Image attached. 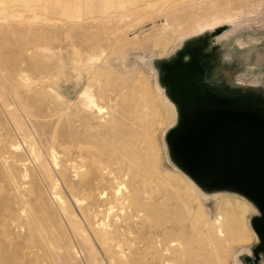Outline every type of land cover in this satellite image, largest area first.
<instances>
[{"label": "bare ground", "instance_id": "obj_1", "mask_svg": "<svg viewBox=\"0 0 264 264\" xmlns=\"http://www.w3.org/2000/svg\"><path fill=\"white\" fill-rule=\"evenodd\" d=\"M114 1L93 4L98 15L85 18L79 11L64 19L40 16V10L60 8L49 2L14 8L9 0L0 1V65L8 69L7 86L14 97V103L8 102L7 91L0 88L3 111L13 125L10 132L0 115V264H60L76 260L79 252L88 264H101L100 255L109 264H221L224 243L249 239V231L258 238L252 217L247 219L258 210L244 196L204 191L174 162L187 182L159 175L150 127L157 123L168 129L169 155L165 137L178 111L159 82L155 62L150 66L161 90L156 105L146 91L111 79L95 55L78 58L74 70L85 84L72 102L55 84L60 72H51L50 63L61 51V37H76L95 20L123 21L138 13L145 14L143 19L107 38V44L122 47L132 41L130 35L147 31L168 35L188 22L189 33L179 34L173 51L156 60L201 35L214 34L211 41L218 45L232 44L237 39L232 35L245 30L238 14L247 6L235 5L237 0H209L203 7L193 0L167 6L163 0H126L117 7ZM144 19L159 24L142 27ZM231 59L223 50L220 63ZM25 62L46 74H29L22 68ZM233 83L256 86L260 79L239 76ZM213 196L222 199L211 220L202 204ZM60 225L74 245L55 246ZM246 254L251 248L237 255L238 264H245Z\"/></svg>", "mask_w": 264, "mask_h": 264}, {"label": "water", "instance_id": "obj_2", "mask_svg": "<svg viewBox=\"0 0 264 264\" xmlns=\"http://www.w3.org/2000/svg\"><path fill=\"white\" fill-rule=\"evenodd\" d=\"M214 34L187 40L158 59L159 82L178 111L165 140L171 160L204 191L247 198L258 214L251 224L259 242L245 264L264 263V86L233 83L240 75L220 63Z\"/></svg>", "mask_w": 264, "mask_h": 264}, {"label": "rangeland", "instance_id": "obj_3", "mask_svg": "<svg viewBox=\"0 0 264 264\" xmlns=\"http://www.w3.org/2000/svg\"><path fill=\"white\" fill-rule=\"evenodd\" d=\"M9 1L11 4H13L14 8H18V6L19 8H25L28 4L34 6L35 4H41L43 2H49L51 6L55 5L60 7L55 11L40 10L39 14H41L40 16L42 17L51 18V16H53L52 18L58 17L59 19H64L69 18L68 15H77L80 13L79 11H81L82 14L79 15L86 18L88 16L98 15L99 13L94 10L93 5L96 4L99 0H52V2L51 0ZM124 1L126 2V0H115L114 2L117 6L118 4H122ZM174 1L163 0L162 4L164 6H167ZM193 1L195 3V6L198 5L196 7H203L209 2V0ZM237 2L238 0L234 1V4L247 6L239 11L238 14V22L241 24V26L245 27V30L239 31L237 35H232V38L237 36V39L235 40L237 43H222L221 47L226 53L232 55V59L229 61L228 66L232 69H235L236 74H239L240 76H242V78H244L246 75L251 77L257 75L259 76L261 86H264V0H246V2ZM67 3L70 8L64 6ZM119 5L117 7H119ZM61 6L63 7L62 10H60ZM252 6H255L256 8ZM66 7L68 9H66ZM87 9H90L88 10L89 12L87 11ZM91 11L93 15L91 14ZM88 13L89 15L87 16ZM143 16H145V14L138 13L132 15L131 17L125 18V20L123 21L95 20L85 25L86 28H80V31H77V38L72 36H63L60 38L58 44H61V51H59L57 57L53 58L50 62L53 66L51 72H60V81L58 83L56 82L55 84L60 85L59 88L64 94L68 96V100L72 101L73 99H76L78 92L83 87V84H85V80L77 79L78 71L74 70V67L78 65V58H80V55H82L81 57L87 60L92 55H95L100 58V61H98V65L104 72L109 73L111 79L118 80L119 82H122L124 84L135 85L140 92H147V97L153 105H156L158 103L159 98H161V90L157 83L156 74L154 73L150 65L152 62H155L156 58L167 56L173 51L179 34H181L179 37L188 34L189 32L187 31L192 28V22L183 23L177 28L175 27V29L173 30L174 32H170L171 34L168 35L162 34L161 31H157L154 33H152V31H149L148 33L147 31L143 33L141 32L143 28H140V35L139 33H137L138 36H135V34L130 35L132 41L126 42L124 45H122V47L118 46L120 48L113 46L111 43L107 44V38H114L116 37L115 34L118 36V33L120 34L122 31L132 29L135 23L137 24L138 20L143 19ZM151 20L152 19H144L140 22V25L142 27L146 26L150 28V24L152 23L153 25L159 24ZM132 37H134L135 39H133ZM134 41L136 42L132 43ZM138 42L140 45H138ZM101 46L104 47L102 48L104 49V51H102ZM165 48H167L168 51ZM127 53L129 54L126 56ZM124 56H126L125 62H123ZM28 62H25L22 68L28 70L29 74H34L38 77L46 74L45 71L34 70V68H32ZM7 75L8 69L0 65V88L7 91L8 102L14 103V97L11 96L7 86ZM1 114L7 128L10 130V132L13 131V125L8 116L4 113L0 100V115ZM150 130L153 131L151 139L156 154V165L159 171V175L161 177H179L175 171L174 163L170 159L169 155H167L168 153L166 151L164 135L168 129H164L161 126H158L157 123H155L150 127ZM9 139L14 140V135L11 134L9 136ZM179 178L187 182L184 177ZM61 194L64 197L66 196V192L64 191L63 187L61 190ZM221 199L222 197L220 196H213L208 200H204L202 209L205 218L211 220L216 219V217L218 216L219 207L221 205ZM253 213V211L249 212L247 216L248 220L250 219V217L255 216L253 215ZM60 228L61 229L59 230L55 228V231L59 234L55 241V246L56 244L57 247H65L70 244L74 245V243L70 242L65 230L61 225ZM248 234L250 235L249 239L224 243L221 249V264H238L237 255L242 251H246L252 248L259 242L254 233L249 231ZM101 256L102 255L99 256V261L101 260V264H109V258L104 259L103 256L102 258H100ZM60 264H88V262L84 259L82 253L79 252L76 260H68L66 262H60ZM239 264L242 263L239 262Z\"/></svg>", "mask_w": 264, "mask_h": 264}]
</instances>
